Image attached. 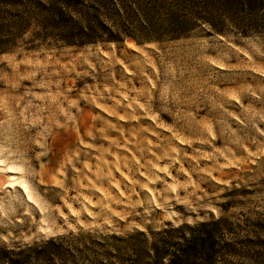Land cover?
<instances>
[{
    "label": "rangeland",
    "instance_id": "1",
    "mask_svg": "<svg viewBox=\"0 0 264 264\" xmlns=\"http://www.w3.org/2000/svg\"><path fill=\"white\" fill-rule=\"evenodd\" d=\"M240 212L264 216V36L0 56V248Z\"/></svg>",
    "mask_w": 264,
    "mask_h": 264
},
{
    "label": "trees",
    "instance_id": "2",
    "mask_svg": "<svg viewBox=\"0 0 264 264\" xmlns=\"http://www.w3.org/2000/svg\"><path fill=\"white\" fill-rule=\"evenodd\" d=\"M196 33L263 37L264 0H0V56L163 45ZM257 255H264V216L240 212L0 248V264H246L264 260Z\"/></svg>",
    "mask_w": 264,
    "mask_h": 264
}]
</instances>
